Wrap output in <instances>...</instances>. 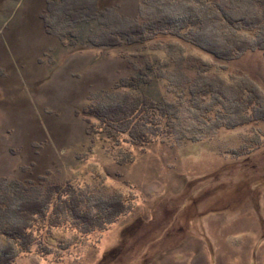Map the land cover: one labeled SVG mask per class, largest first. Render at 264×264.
Masks as SVG:
<instances>
[{"label":"rangeland","instance_id":"1","mask_svg":"<svg viewBox=\"0 0 264 264\" xmlns=\"http://www.w3.org/2000/svg\"><path fill=\"white\" fill-rule=\"evenodd\" d=\"M208 1L201 25L208 37H222L219 13L235 18L253 3ZM46 2L0 0V205L59 183L73 184L91 201L119 198L130 209L89 233L68 225L45 230L43 242L11 264H264V121L223 127L198 142L159 137L137 144L89 132L101 123L87 113L118 99L121 80L162 58L160 48L170 43L186 49L182 65L171 66L177 78L197 76L204 58L225 69L213 77L247 76L264 90V49L227 61L168 34L135 44L92 42L107 29L103 23L122 26L184 10L161 0H98L111 17L63 20L61 38L45 30ZM169 86L156 80L139 89L174 100Z\"/></svg>","mask_w":264,"mask_h":264},{"label":"trees","instance_id":"2","mask_svg":"<svg viewBox=\"0 0 264 264\" xmlns=\"http://www.w3.org/2000/svg\"><path fill=\"white\" fill-rule=\"evenodd\" d=\"M161 1L185 7L178 13H158L145 22L114 27L103 23L107 29L92 42L114 46L126 40L135 44L168 34L227 61L239 59L254 49H264V0H252L251 6L236 10L235 18L226 12L219 13L224 28L222 37H208L201 26L204 8L210 5L208 0ZM106 14L111 13L101 10L98 0H47L46 11L40 17L47 33L63 38V20L73 25L100 20L101 15L111 17ZM163 49L162 58L148 61L137 74L121 80L117 87L125 92L118 99L89 108L87 113L101 123L100 129L91 124L89 132L105 131L117 141L123 136L137 144H148L159 137L183 144L202 141L223 127L264 121V90L254 80L234 74L213 77V72L225 69H218L215 61L204 58H198L197 76L181 74L177 78L171 66L182 65L186 49L174 43L160 48ZM156 80L169 81L174 100L157 99L139 89L140 85L152 86ZM2 183L0 191L4 189ZM20 187L27 189L21 184ZM35 193L19 196L21 193L15 197V204L0 205V264H11L36 241L42 243L40 236L45 230L68 225L89 233L107 227L130 209L119 198L91 201L73 184H52L44 193Z\"/></svg>","mask_w":264,"mask_h":264}]
</instances>
